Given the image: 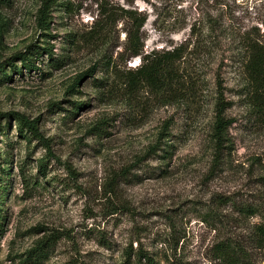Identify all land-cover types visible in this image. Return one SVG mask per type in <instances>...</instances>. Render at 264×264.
Masks as SVG:
<instances>
[{
	"label": "rangeland",
	"instance_id": "374dc122",
	"mask_svg": "<svg viewBox=\"0 0 264 264\" xmlns=\"http://www.w3.org/2000/svg\"><path fill=\"white\" fill-rule=\"evenodd\" d=\"M46 1L0 4V264H264V115L242 50L264 41V0H56L49 25ZM120 9L145 18L144 54L187 41L178 83L130 84ZM33 47L50 52L28 71Z\"/></svg>",
	"mask_w": 264,
	"mask_h": 264
},
{
	"label": "trees",
	"instance_id": "16d2710c",
	"mask_svg": "<svg viewBox=\"0 0 264 264\" xmlns=\"http://www.w3.org/2000/svg\"><path fill=\"white\" fill-rule=\"evenodd\" d=\"M8 0H0V4L7 2ZM56 0H47L45 3L47 6L41 11L42 20L45 24L49 25L46 22L47 13L50 11V8L55 3ZM69 5H65L68 7ZM47 10V12H45ZM125 16L132 21V27L127 33V52L131 58H141V63L138 67L133 70V77L130 80V84L135 86H147L155 90L156 92L167 89L174 84L178 83L179 80L176 77V67L178 62H180L184 56L185 52L189 48L187 41L181 46L174 47L170 50L163 52L152 51L150 53L144 54V41L141 34V29L143 28L146 20L145 18L138 19L137 13L132 10L120 9ZM108 15L106 11H103V15ZM107 18H110V14ZM243 51L245 54L244 61V72L248 79V84L251 87L252 98L256 102L258 110L261 114L264 115V41L253 38L252 36L247 37L243 42ZM50 52L41 49L30 48L26 53H21L18 55L20 62L24 68L28 71H32L36 68L33 63V57L39 58L41 53ZM0 71L5 72L4 66L0 65ZM83 77V76H82ZM80 77V81L82 79ZM83 105H77V109L81 108ZM218 116L216 122V135L218 139V144L224 140L225 130L230 125L229 122H225L222 117L223 109L221 103L218 104ZM14 121L17 123V129L19 137L28 139L35 138L43 143L46 147L47 141L41 136L38 128V119L30 121L26 118L25 115L12 113L10 114ZM9 114H0V123L2 117H8ZM5 129L2 131L4 132ZM165 131L167 128L164 129ZM171 138V137H169ZM168 142H172L169 140ZM173 148V143L166 145V149L161 150L162 153L166 154ZM261 235L264 237V223L258 229ZM57 243V239L53 236L43 239L37 243V246L28 253L29 259H32V262H42L41 260L47 259L51 248ZM141 258L147 259V264H153L154 262L145 255L140 256ZM140 262V261H139ZM37 264V263H34Z\"/></svg>",
	"mask_w": 264,
	"mask_h": 264
}]
</instances>
